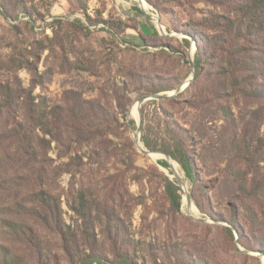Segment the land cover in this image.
Instances as JSON below:
<instances>
[{
	"label": "rangeland",
	"instance_id": "obj_1",
	"mask_svg": "<svg viewBox=\"0 0 264 264\" xmlns=\"http://www.w3.org/2000/svg\"><path fill=\"white\" fill-rule=\"evenodd\" d=\"M143 3L0 0V264H127L99 228L89 239L81 200L125 221L138 264H264V5ZM71 101L78 143L61 122ZM182 142L197 186L166 152Z\"/></svg>",
	"mask_w": 264,
	"mask_h": 264
},
{
	"label": "trees",
	"instance_id": "obj_2",
	"mask_svg": "<svg viewBox=\"0 0 264 264\" xmlns=\"http://www.w3.org/2000/svg\"><path fill=\"white\" fill-rule=\"evenodd\" d=\"M261 3L262 5H264V0H261ZM201 59L202 58L200 55V51H197L195 62L197 72L196 74H198L201 70ZM81 102L89 104V102L85 100ZM81 102L77 103V101H71L70 107L64 110L67 121H61L62 126L65 127L70 134L74 135V140L77 143L81 141V138L84 139L82 129L88 128L87 124H85V122H87V119L85 117V112L83 111ZM86 104L84 105L86 106V108H88ZM35 114L36 113L34 112L31 114V117L29 119L30 121H32V118L35 117ZM48 130L49 133H52L50 129ZM171 130L175 132L174 126L171 128ZM189 150L190 149L188 147V144L182 142L178 144V147L175 150H166V152H168L175 160L179 162L190 183L197 186L199 183L197 168L194 161V156ZM166 180L167 186L169 190H171V203L176 207V211L179 212L182 207V199L181 195L178 192L181 189H179V187L175 188L173 183L169 181L168 178H166ZM173 188L176 190H174ZM194 200L197 207L203 213L209 212L210 209L207 207L209 202L208 200H206V196L204 194L201 193L200 196L195 197ZM72 209L83 220L85 227L84 232L88 233V230L92 231V235H89V239L92 238L94 241H96L95 237L97 236L93 231L96 229V227L99 228V235H101V237H104V240L109 247L108 251L112 253V255H114L118 259H124L127 264H138L135 261H138L139 259L137 251L138 242L130 238L129 230L125 225V221L119 215H117L113 210L104 209L94 217L93 213L91 212V208L82 200L81 202H79L78 207L75 206L72 207ZM93 221L96 225L93 224ZM228 231L232 234V231L230 229H228Z\"/></svg>",
	"mask_w": 264,
	"mask_h": 264
},
{
	"label": "water",
	"instance_id": "obj_3",
	"mask_svg": "<svg viewBox=\"0 0 264 264\" xmlns=\"http://www.w3.org/2000/svg\"><path fill=\"white\" fill-rule=\"evenodd\" d=\"M139 2H140V5L142 6L144 3H143V0H139ZM160 28H161V26H160ZM161 33H163V30H161ZM195 67V66H194ZM195 78V71L193 72V77H192V79L190 80V81H192L193 79ZM181 89H182V87L181 88H178L177 89V93L178 92H180L181 91ZM152 98H154V99H159V98H163V97H161L160 95H155V96H153ZM148 98H142V99H139V101H138V103H139V105H141L143 102H145V100H147ZM138 145H139V143H137ZM139 148L141 149V151L143 152V153H145V154H152V152H149V151H146V150H144L140 145H139ZM159 155H163L165 158H166V160L168 161V162H170V161H173V159H172V157L169 155V154H167V153H158ZM176 179H177V181H178V183H179V185L181 186V187H186L185 186V183L180 179V178H178V177H176ZM186 198H187V202H188V205L189 206H191V203H192V200H191V198H190V196L186 193Z\"/></svg>",
	"mask_w": 264,
	"mask_h": 264
},
{
	"label": "bare ground",
	"instance_id": "obj_4",
	"mask_svg": "<svg viewBox=\"0 0 264 264\" xmlns=\"http://www.w3.org/2000/svg\"><path fill=\"white\" fill-rule=\"evenodd\" d=\"M159 28V27H158ZM160 30H163V28L161 27ZM137 109H138V105L134 107V113L137 114ZM141 146V145H140ZM153 158H158V155L153 154L152 155ZM160 158V157H159ZM158 160V159H157ZM170 169L166 170L168 172V174L173 178L176 179V177L180 178L184 183H186V179H185V175L181 169V167L177 164V162L175 161H170ZM186 186V184H185ZM184 189L186 190V187H184ZM189 192V191H188ZM187 192V194H188ZM195 207V206H194Z\"/></svg>",
	"mask_w": 264,
	"mask_h": 264
}]
</instances>
